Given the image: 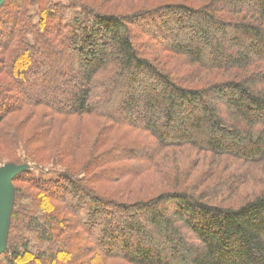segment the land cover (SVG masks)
I'll return each instance as SVG.
<instances>
[{"label": "trees", "instance_id": "16d2710c", "mask_svg": "<svg viewBox=\"0 0 264 264\" xmlns=\"http://www.w3.org/2000/svg\"><path fill=\"white\" fill-rule=\"evenodd\" d=\"M85 115L153 141L119 143L95 165L89 158L57 179L31 168L16 175L24 185L14 187L0 264H264L261 170V189L232 204L216 202L218 191H199L206 183L162 170L159 191L146 195L120 199L97 185L130 175H108L109 161L140 163L135 176H142L185 150L227 169L264 165V0H178L125 11H100L92 0H5L0 156L9 158L21 141L72 155L61 146L66 130L39 144L51 125L61 126L56 116ZM30 121L34 135L25 137Z\"/></svg>", "mask_w": 264, "mask_h": 264}, {"label": "rangeland", "instance_id": "374dc122", "mask_svg": "<svg viewBox=\"0 0 264 264\" xmlns=\"http://www.w3.org/2000/svg\"><path fill=\"white\" fill-rule=\"evenodd\" d=\"M56 3L68 4L69 0H54ZM94 6L100 10H108V8H116L117 11H125L126 9H135L140 6L150 5L155 6L157 4H162L170 1L178 0H92ZM202 1V0H199ZM33 12L36 9L32 10ZM40 111V110H39ZM58 118L57 123L59 122L61 126L54 127L51 125L49 133L42 135L46 138L41 141L39 145L49 143L51 138L55 135L56 132L61 130H66L65 136L61 139V146H64L66 149L73 151L72 155L65 156L64 154H58L53 150L45 151H36L34 148H27L24 146V142L19 143L18 149L11 152L9 158L0 156V170L8 168L7 171L12 175L16 173L18 175L21 173L24 167L28 169H33L36 176H43L46 179H57L58 172L65 170L72 165L75 168L83 166V164L89 159L92 165H95V159L98 156H101L104 151L110 150L113 151L119 145L128 144L131 142H137L138 146L143 147L144 145H149L152 143L153 139L151 136L142 130H135L127 126H113L111 127L110 123H105L94 116H72L63 118L61 116H56ZM18 120V119H17ZM15 122L16 119H15ZM33 123L31 122L26 125L23 134L25 137H32L33 134ZM105 131V132H104ZM42 132V131H41ZM104 139L105 144H98L93 149V144L96 140ZM101 141V140H100ZM103 141V142H104ZM102 142V141H101ZM50 145V144H48ZM121 145V144H120ZM134 145V143L132 144ZM83 156L81 157V155ZM163 155V154H162ZM176 156L172 155V159L160 158V163L158 164L157 172L153 170L152 172H146L142 176H135L139 173H142L144 170L140 163L134 162H110L107 167H111L108 171V175L115 177V175H120V170L130 172L126 178L118 179L110 183L97 184L99 187H103L106 193L111 196H117L121 199L122 196L130 194L133 192V196L146 195L148 193H154V191H159L160 186L163 182L162 173L171 175L172 178L177 177L179 179L187 180V183L198 185L200 182L206 183L205 186L200 188L199 191L205 193L207 196L214 197V192H216V202L224 201L225 204L239 203L247 198L253 196L261 189L262 180L259 178L260 170L264 172V165L258 168L244 167L241 164L231 166L226 163H221V165L216 164V160L212 157L205 155H198L196 152L191 150H185L183 155L182 153H176ZM179 155V156H178ZM179 157V158H178ZM112 160V159H111ZM34 164L40 165L41 170H37ZM125 164H128L124 167ZM123 166V167H122ZM144 166V164H143ZM242 166V168H239ZM127 167V168H126ZM6 170V169H5ZM14 170V171H13ZM162 170V173H160ZM18 171V172H16ZM234 172L237 176L236 179H232L230 175L231 172ZM253 172V173H252ZM229 173V175H228ZM251 173V178L248 175ZM246 174L243 177L240 176ZM140 175V174H139ZM233 175V174H232ZM92 176V173L91 175ZM14 178L11 180V185L14 187L22 186L24 184L19 183L17 180L14 181ZM240 181H238L239 179ZM256 178V179H255ZM255 179V181H254ZM260 180V181H258ZM8 183H5L2 187V206L0 213V220L3 219L4 209L7 198ZM241 183H245L242 185ZM160 184V185H158ZM231 185L234 188L230 189L229 187H221L222 185ZM241 184V186H240ZM24 187V186H23ZM241 187L239 190L238 188ZM15 190V188H14ZM35 193V192H34ZM13 191V196H14ZM12 196V197H13ZM59 205H57V208ZM1 227V226H0ZM1 229V228H0ZM105 264H129L122 260H109Z\"/></svg>", "mask_w": 264, "mask_h": 264}, {"label": "water", "instance_id": "95a60500", "mask_svg": "<svg viewBox=\"0 0 264 264\" xmlns=\"http://www.w3.org/2000/svg\"><path fill=\"white\" fill-rule=\"evenodd\" d=\"M5 0H0V7L4 3ZM6 169V170H5ZM1 169L0 170V213H1V206H2V187L5 183H8V191H7V198H6V204H5V209H4V216L3 219L0 220V253L4 252L6 248V231H7V226H8V221L11 213V205H12V196H13V191L14 188L11 185V180L13 177H15V174L12 173V175L7 171L8 168ZM22 170H27L26 167H24ZM14 171V170H13ZM18 172V171H16Z\"/></svg>", "mask_w": 264, "mask_h": 264}]
</instances>
